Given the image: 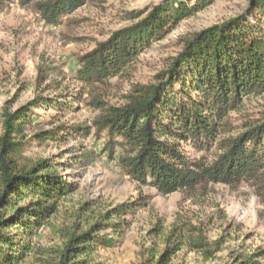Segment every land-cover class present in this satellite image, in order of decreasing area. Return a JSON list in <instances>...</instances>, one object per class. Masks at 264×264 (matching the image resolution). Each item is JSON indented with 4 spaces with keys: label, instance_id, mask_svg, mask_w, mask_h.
<instances>
[{
    "label": "trees",
    "instance_id": "trees-1",
    "mask_svg": "<svg viewBox=\"0 0 264 264\" xmlns=\"http://www.w3.org/2000/svg\"><path fill=\"white\" fill-rule=\"evenodd\" d=\"M8 1L0 0V12ZM86 1L20 2L33 5L46 24L56 26ZM212 2L164 1L80 57L76 79L92 86L120 76L179 22ZM252 15L256 17L253 23L249 21ZM257 15L264 17V0H251L246 13L185 39L183 49L154 82L137 86L125 105L104 109L93 122L95 137L104 139V153L114 160L120 150L119 164L133 182L163 196L193 193L209 184L249 183L264 206V114L238 128L232 121V115L243 111L247 103L264 96V30L257 25ZM39 100L32 104L50 109L69 104L71 108L60 98ZM91 104L104 107L100 102ZM31 106L0 113V264H20L30 255H40V264H103L95 262L98 248L112 247L116 240L101 233L112 231L121 237L129 225L125 217L148 207L150 199L139 197L93 216L86 230L79 225L63 228L57 248L37 249L38 231L51 225L60 204L78 186L63 177L61 165L51 160L24 162ZM188 147L202 155L192 158ZM149 236L162 240L165 248L157 259L154 247L145 249L143 264H170L182 249L206 260L219 251L203 223L184 217L168 230L159 221ZM263 260L264 253L252 254L240 264H264Z\"/></svg>",
    "mask_w": 264,
    "mask_h": 264
},
{
    "label": "rangeland",
    "instance_id": "rangeland-1",
    "mask_svg": "<svg viewBox=\"0 0 264 264\" xmlns=\"http://www.w3.org/2000/svg\"><path fill=\"white\" fill-rule=\"evenodd\" d=\"M20 1L9 0L0 12V113H14L32 105L24 162L33 164L48 159L60 164L62 176H68L78 186L60 204L51 225L38 231L34 240L37 249L57 248L62 243L63 228L79 225L86 230L93 216L148 197V207L125 217L129 225L121 237L112 231L101 233L113 235L116 242L112 247L98 248L96 263L143 264L144 251L150 247L155 248L157 259L165 246L159 238H150L149 231L159 221L168 230L181 217L203 223L209 240L218 242L219 251L206 260L182 249L170 264H240L248 255L264 253V206L249 183L209 184L193 193L163 196L153 188L139 186L126 175L119 164L120 150L110 160L103 151L104 139H97L93 129V122L104 109L125 105L137 86L154 82L156 75L183 49L185 39L246 13L251 0H213L143 51L132 69L92 86L76 79L80 57L107 41L114 32L145 17L154 7L174 0H87L56 26L46 24L33 5L22 6ZM254 18L252 15L249 21L253 23ZM257 18V25L264 30V17ZM39 98V103L60 98L71 108L69 104L62 109L34 106L32 103ZM92 102L104 107L97 109ZM263 114L264 96L233 114V125L238 128L244 121ZM34 133L41 138L35 139ZM186 150L192 158L202 155L189 147ZM39 257L30 255L20 264H40Z\"/></svg>",
    "mask_w": 264,
    "mask_h": 264
}]
</instances>
